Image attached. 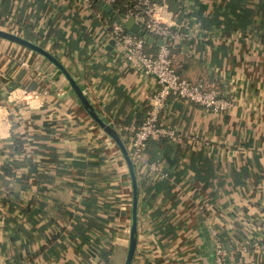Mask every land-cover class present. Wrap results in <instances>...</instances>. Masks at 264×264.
Segmentation results:
<instances>
[{"label":"crops","instance_id":"crops-1","mask_svg":"<svg viewBox=\"0 0 264 264\" xmlns=\"http://www.w3.org/2000/svg\"><path fill=\"white\" fill-rule=\"evenodd\" d=\"M96 2L89 10L81 0H0V23L36 42L51 31L44 47L122 135V125L143 120L159 84L109 43ZM180 2L170 43L178 70L234 105L213 111L165 99L159 122L180 137L149 138L147 163L134 164L131 264H209L213 232L224 264H264V0ZM52 36L67 44L53 46ZM18 46L0 37V264H123L132 197L123 155L54 65ZM13 135L25 138L22 152L7 147ZM8 151L19 159L13 176L1 171Z\"/></svg>","mask_w":264,"mask_h":264},{"label":"built area","instance_id":"built-area-1","mask_svg":"<svg viewBox=\"0 0 264 264\" xmlns=\"http://www.w3.org/2000/svg\"><path fill=\"white\" fill-rule=\"evenodd\" d=\"M96 0H81L87 9H95ZM111 6L115 17L104 18L96 11L103 21L108 37L114 39V44L124 54L126 59L134 61L144 72L155 75L159 86L148 95L149 104L143 120L138 123L122 125L121 135L134 164H145V146L149 138L170 137L179 138L180 134L168 125L159 122L158 114L168 95H175L213 111H224L234 105V100L221 94L218 89L205 83L202 78L192 82L181 76L174 68L170 55V43L178 37L173 28L177 15L169 7L167 0H102ZM132 17L148 34L162 39L155 54L146 51V39L128 30L125 21ZM151 168H157L151 164ZM213 236V259L215 264H224L227 250L222 241Z\"/></svg>","mask_w":264,"mask_h":264},{"label":"water","instance_id":"water-1","mask_svg":"<svg viewBox=\"0 0 264 264\" xmlns=\"http://www.w3.org/2000/svg\"><path fill=\"white\" fill-rule=\"evenodd\" d=\"M100 5L102 6V9L105 10L109 16L115 17L114 10L111 6H107L104 4L102 0H98ZM117 19V18H116ZM119 21V19H117ZM125 26L128 30L132 32H137L138 34L142 35L146 42H157L158 44L162 43V39L155 38L151 35H148L144 29L132 18L130 17L125 21ZM0 36L3 38H6L8 40L17 42L21 45H24L31 50H34L44 56L46 59H48L59 71L60 73L65 77L67 80L71 91L76 96L78 102L81 104V106L86 110V112L94 119V121L114 140V142L117 144L120 152L123 155V158L125 160V163L128 168L129 177H130V183H131V215H130V227H129V237H128V246L126 251V256L124 259L123 264H131L136 243H137V201H138V187H137V178L135 173V166L134 162L128 152L127 146L122 139L119 132L116 130V128L96 109L94 104L92 103L90 97L88 96L87 92L83 89L80 79L75 77L69 69L64 65V63L60 60V58L57 57L52 51L47 49L46 47L42 46L38 42L31 40L23 35H20L18 33H15L13 31H9L6 29H3L0 27ZM109 43H114V39H110ZM80 73H82L80 71ZM206 243L209 247H211L210 242V235L208 233V230H206ZM211 254L209 256V264H215V261L213 259V252L214 249L211 247Z\"/></svg>","mask_w":264,"mask_h":264},{"label":"trees","instance_id":"trees-1","mask_svg":"<svg viewBox=\"0 0 264 264\" xmlns=\"http://www.w3.org/2000/svg\"><path fill=\"white\" fill-rule=\"evenodd\" d=\"M122 1H123V0H119V2H122ZM94 3L96 4L97 2L94 1ZM169 4H170L171 8L173 9V11L176 12V13H178V14H179V13L181 12V10L183 9V6L181 5L180 0H169ZM99 10H100V9H99ZM100 12H102V14L105 15L106 17L108 16L107 13H106L103 9H101ZM176 17H177V15H176ZM50 30H52V29H50ZM50 33H51V31L48 32V33H46V32L43 33L42 31H40V33H38V36H40L41 40H40V42H38V43L41 44L42 46H45L46 39L50 38V37H49V36H50V35H49ZM24 35H25L26 37H28V38H31L32 40H35L33 37H30V36H28V35H26V34H24ZM66 38H67V37H64V36H58L57 38H56V37L54 38V37L52 36V40H53L52 44H53V46L59 47L58 45H56V43H60V41H61V43H63L64 45H66V44H67V40H66ZM18 44H19V43H18ZM147 44H149V43L146 42L145 45H147ZM169 49H170V55H171V57H172V62H173V66H174L175 70H176L181 76L185 77V76H184L183 74H181V72L178 70L177 65H176V63H175V61H174V59H173L172 52H171V45L169 46ZM146 51H147V50H146ZM35 52H36V51H35ZM65 52H68V51H65V50H64V53H65ZM147 52H149V53H151V54H155V52H153V51H152V52H151V51H147ZM74 72L77 73L76 70H75ZM186 78H187V77H186ZM201 78L204 80L203 77H201ZM192 82H194V81H192ZM204 82L208 84V82H206L205 80H204ZM24 139H25V138H23V137L20 136V135H18V136L13 135V136L10 138V141H8V143H6V145H7V147H9V146L13 147L15 152H22L23 150H25V146H24V142H25V141H24ZM7 155H8V157H10L11 161H10L9 163H7V164L2 165V167H1V171H2L4 174L8 175V176H13V174L17 173V170H16L15 168H13L14 165H15V161H16V160H19V159L17 158V156L15 155V153L12 152V151H8ZM30 165H31V164H30ZM33 166L35 167V163L32 162V168H33ZM34 170L36 171V168H35V169L28 170V172L25 173V174L21 173L20 177H28V175H29V174H32ZM106 254H107V252H106ZM104 260L106 261L107 258L105 257Z\"/></svg>","mask_w":264,"mask_h":264},{"label":"rangeland","instance_id":"rangeland-1","mask_svg":"<svg viewBox=\"0 0 264 264\" xmlns=\"http://www.w3.org/2000/svg\"><path fill=\"white\" fill-rule=\"evenodd\" d=\"M168 2H169V0H167ZM0 27L1 28H3V29H6V30H9V31H13V32H15V33H18V34H20V35H23V36H25L24 34L25 33H23V32H19V31H17L18 29L15 27V28H13L12 26H2V24L0 23ZM1 37V36H0ZM26 37V36H25ZM6 39V38H5ZM9 42L11 43V40H9ZM13 43V42H12ZM14 43H17V42H14ZM20 46H18V47H24L23 48V54H22V56H24V54H26L27 55V53H29L28 55H29V58L30 57H32V56H30L31 54H34V56H33V59L35 60V61H37V59H43L44 60V58H42L41 56H39L40 54H37V53H35V52H32L33 50H31L30 48H28V47H26V46H24V45H21V44H19ZM25 48H27V49H25ZM21 51V50H20ZM24 52H26V53H24ZM16 53V52H15ZM21 55V54H20ZM42 61V60H41ZM41 63H46V60L44 61V62H41ZM55 67V66H54ZM56 68V67H55ZM56 70L57 71H59L57 68H56ZM60 72V71H59ZM65 78V77H64ZM66 80V79H65ZM66 82H67V80H66ZM65 84H67L68 85V87L70 88V86H69V84H68V82L67 83H65ZM71 89V88H70Z\"/></svg>","mask_w":264,"mask_h":264}]
</instances>
